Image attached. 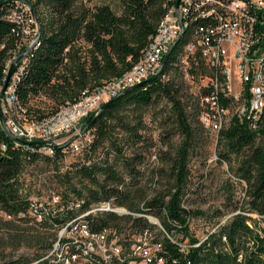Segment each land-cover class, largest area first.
Masks as SVG:
<instances>
[{
  "label": "trees",
  "instance_id": "16d2710c",
  "mask_svg": "<svg viewBox=\"0 0 264 264\" xmlns=\"http://www.w3.org/2000/svg\"><path fill=\"white\" fill-rule=\"evenodd\" d=\"M84 1L91 0H36L30 4L38 30L35 42L19 57L22 69L13 84L11 98L14 102L26 108L32 97L43 94L67 107L88 96L93 90H102L109 83L121 79L138 62L149 37L156 34L159 23L169 9L164 6L166 0H119L121 9L120 13H116L104 4L85 7L82 4ZM42 2L51 11L49 18L39 7ZM13 3V0H6L0 7V90L9 68L8 55L21 49L24 37V20L9 15L11 11L19 10V6H13ZM79 42L88 47L85 55L77 46ZM186 42V39L180 38L159 73L140 81V85L115 98L104 109L100 106L98 113L85 121V133L89 134V129L94 130L96 142L107 134L111 120L115 119L121 109L127 106H149L155 104L163 94L170 95L171 85L162 79L175 70L174 74L183 80V67L178 63V55ZM186 86L188 106L198 120L194 96H191L190 86ZM61 107L56 106L52 114ZM242 115H234L229 126L221 131L218 143L222 147L217 159L223 161L230 154H240L247 149L235 173L247 183L248 200L245 207L240 206L235 214L209 232L204 239L188 237L186 248L181 249L178 242L182 243V240L172 241L169 238L174 235V230L186 228L188 212L182 203L186 184L184 162L190 142H184L180 149L179 165L175 166V186L167 193L150 196L152 177L145 181L143 172L138 168L128 167V175L125 177L112 164L104 161L86 163L79 167L77 173L93 184L94 188L84 186L82 191L77 190L73 184L70 186L81 203L71 205L67 222L95 202L104 200L128 212L125 215L106 212L86 217L83 224L90 230H99L104 226L119 229L127 225L126 228L134 233L141 232V228H148L152 232L151 229L157 226L147 216L158 218L161 229H158L157 236L161 240L156 241L163 246L160 253L163 259L156 256L153 264H160L158 261L161 264H264V144L256 142L258 136L264 138V110L259 114L257 129L239 123L238 118H242ZM43 118L39 116L40 120ZM198 123L200 125L196 126L184 125V122L182 124L185 129L189 128L187 135H195L200 142L204 130L200 118ZM11 134L12 130L5 124L0 108V209L9 216L22 214L35 220L31 212L42 213L47 215L44 221L60 226L63 221L60 216L54 212L45 213V209L33 208L30 197L20 192L19 177L25 164L40 159L48 161L50 158L43 153L40 141H17ZM54 156H62L60 147L55 148ZM251 214L258 216L259 220ZM52 246L53 243L47 248L51 250ZM41 263L49 264L46 260ZM4 264L17 263L10 261ZM75 264L95 262L79 258Z\"/></svg>",
  "mask_w": 264,
  "mask_h": 264
},
{
  "label": "rangeland",
  "instance_id": "374dc122",
  "mask_svg": "<svg viewBox=\"0 0 264 264\" xmlns=\"http://www.w3.org/2000/svg\"><path fill=\"white\" fill-rule=\"evenodd\" d=\"M13 1V6L17 5L28 12V17L22 18L25 28L23 46L21 45L23 51L36 39L38 29L30 5L36 0ZM172 2L173 0H166L164 6L168 9L174 4ZM82 4L88 8L109 5L116 13H120L121 9L119 0H91ZM39 5L49 18L50 9L43 2ZM77 46L82 54L88 52V47L83 42H79ZM17 55V51L8 55L7 67ZM174 71H170L162 79L164 83L171 85L170 95L163 94L155 104L149 106L139 108L127 106L121 109L115 119L111 120L107 134L94 141L90 151L79 154L68 153L58 158L49 157L48 161L40 159L25 164L19 177L21 194L26 197H46L53 190L60 193L63 199L77 198L71 190L72 184L77 190L82 191L85 189L84 186L94 188L93 184L80 177L77 173L78 168L87 165V162L97 164L103 161L112 164L122 176L128 175V167L138 168L143 172L145 181L151 176L150 196L160 192L167 193L175 186L177 173L175 166L179 165L180 149L184 142H190L184 162L186 184L182 203L183 208L188 212L186 228L174 230V235L170 238L174 241L182 240V244H187L188 237L202 240L209 232L235 214L240 206L245 207L248 200V186L236 176L235 170L246 155L247 149L240 154H230L228 159L219 161L217 156L222 147L220 142L214 143L204 130L200 142L195 135H187L189 128L185 129L182 123L190 126L200 125L199 118L197 120L196 114L188 106L186 82L178 74H174ZM13 84L10 91L11 102H14L11 98ZM107 87L108 85L104 88ZM86 97L88 96L83 99ZM11 102L6 99L5 93L0 104L3 120L10 128L11 124L7 121L12 118L17 120L24 114L29 121L38 120L39 116L42 118L50 116L56 106H62L39 94L27 103L25 114ZM243 103V101H233L229 104L230 111L222 118V130L229 126L234 115L242 114ZM69 109L70 105L60 108V110ZM263 110L264 104L259 114ZM98 111L99 108L94 115ZM81 130L82 138H89V134L85 133L87 128L82 127ZM75 132L76 130L63 132L55 140L69 141L75 136ZM92 132L95 139L96 133L94 130ZM256 142L263 145L264 138L258 136ZM153 156L155 157L152 161ZM127 212L126 210V214ZM251 216L259 220L255 214ZM147 218L152 223L156 222L157 227L151 229L153 240H161L157 236L158 229H161L160 221L153 215ZM49 222H37L31 216L22 214L16 217L9 216L0 209V264L10 261H15L17 264H42L45 255L51 251L47 248L48 245L53 243L52 248H54L57 240L59 238L61 240L66 233L61 226L56 227ZM126 227L127 225H124L123 228H119L123 237L125 233L132 231Z\"/></svg>",
  "mask_w": 264,
  "mask_h": 264
},
{
  "label": "built area",
  "instance_id": "2783aa9c",
  "mask_svg": "<svg viewBox=\"0 0 264 264\" xmlns=\"http://www.w3.org/2000/svg\"><path fill=\"white\" fill-rule=\"evenodd\" d=\"M200 12L211 13V22L200 23V28L195 30L194 40L185 48L182 75L183 81L191 88L197 112L201 113V127L214 143L218 142L226 102L215 99V83H222L223 88H228V91L234 93L235 98L244 102V113L242 118H238L239 123L257 129L260 106L264 104V84L258 75V68L264 57V0H184L179 4L178 11L172 12L167 30L153 43L151 51H142L140 57H147L146 66L131 70V77H125L120 83L103 90H93L85 99L72 103L69 110H58L41 120L29 121L24 114L17 120L13 118L8 120L13 135L28 143L47 141L48 143L41 146L43 153L48 157H54L55 148L58 147L62 155L90 151L94 143L93 132L89 129V138H82L81 130L82 127L87 128L85 126L87 118L93 116L100 108V103L108 101L120 88L156 74L157 65L161 64L168 43L181 29L179 22L183 26L184 19H189ZM9 15L26 19L28 12L19 7V10H13ZM27 48L23 51L22 48L17 50L18 54L26 52ZM20 61L18 59L17 70L5 92L9 102L11 85L22 69ZM215 63H222V72H215ZM11 103L26 114L25 108L19 102ZM70 130H76L71 140L66 142L55 140L61 133ZM76 203L81 201L76 198L63 199L60 193L53 190L46 197H30L32 206L44 208L45 213L54 212L63 220L60 226L66 233L57 242H63V246L72 248L74 260L75 255L93 259L95 264H121V258L125 255H137L138 258L159 256V259H163L160 254L163 246L153 244L154 236H148V228H141V233L134 231L125 233L124 237H116V240L108 239L109 226L99 230H83L82 220L76 228H67L71 205ZM94 204H105L106 212L126 214L125 208L115 206L112 202L100 200ZM97 214L92 209L89 217ZM37 222H44V219ZM91 235L100 236V245H89ZM178 245L181 249L186 248L181 242ZM43 259L49 264H61L62 259H56V244Z\"/></svg>",
  "mask_w": 264,
  "mask_h": 264
},
{
  "label": "bare ground",
  "instance_id": "6f19581e",
  "mask_svg": "<svg viewBox=\"0 0 264 264\" xmlns=\"http://www.w3.org/2000/svg\"><path fill=\"white\" fill-rule=\"evenodd\" d=\"M183 1L184 0H180L179 4H182ZM172 12H176L175 5H172L169 7L167 14L165 15V17L161 20V22L158 25L156 34L149 37L148 44L143 51H151L153 43H155V41L157 39H160L162 37L163 32L166 31L168 28V20L172 18ZM210 22H211V13H207V12H200L199 14H195L193 17H189V19H184L182 29H179L178 32L173 35V39L171 40V42L168 43V46H167V51H168L170 46L174 43V41L176 40V38L178 37V35L182 31L180 38L186 39L187 42L182 46L181 51L178 55L179 65H182V67L184 66L185 48L190 46L191 40H194L195 30L200 28V23H210ZM180 38H179L178 42L180 41ZM175 45H174V47H175ZM174 47L172 48V50L174 49ZM146 65H147V57H140L138 62H136L133 65L131 70H135L139 66H146ZM161 67H162L161 64L157 65L156 73H159ZM131 70L129 72H127L121 79H119L115 82L109 83L108 87L115 85V83H120V80H124L125 77H131ZM215 72H222V63H215ZM258 75L260 77L261 82H263V84H264V77H263L264 76V57H263V63H260V66L258 68ZM147 78H149V77L142 78V80H140V81H143ZM140 81H137L135 83L136 84L140 83ZM135 83H134V85H135ZM129 86L131 87V85H128V86H125L124 88H120L119 91L126 89ZM118 92L115 93V95L118 94ZM215 99L217 101L226 102L225 113H223V116H225L229 113V111H230L229 104L231 102H233V101L238 102L239 101V98H235L234 93H232L231 91H228V88L222 87V83H215ZM243 105H244V103H243ZM260 108H262V105L260 106ZM243 113H244V110H243L242 114ZM242 114H239V116ZM198 115H199V118L201 120V113L198 112ZM253 128H255V127H253ZM14 137H16V136H14ZM35 207L41 208L39 206H33V208H35ZM41 209H44V208H41ZM92 209H93V212L98 213L97 215L102 214V213H106V205L105 204H92L86 211L79 213V215H77L74 218H72L71 220H69L67 222V228H76V225H78V223H81L82 220L84 221V219L86 217H89V213H92ZM31 214L35 215V218L37 220L43 219L44 216H47V215H42V213L35 214L34 211H32ZM97 215H94L93 217H95ZM155 223L156 222H154V224ZM83 230H90V229L87 227L86 224H83ZM139 233H141V232H139ZM107 236H108L109 240H116V237H123L122 233L119 229L112 228V227L107 228ZM148 236H152V233L150 231H148ZM153 244H159V246L161 245L160 242L155 241V240H153ZM89 245H91V246L100 245V236L99 235H91V237H89ZM79 258H85L88 261L95 262V260L90 259L88 257H84L83 255H75V260H74V257L72 255V248L70 246H63V242H56V259H62L61 264H75ZM133 258H134V260H133ZM155 259H156V256H152L151 258H138L137 255H125L124 258H121V264L123 262H134V264H153L155 262ZM158 263L161 264V261H158Z\"/></svg>",
  "mask_w": 264,
  "mask_h": 264
},
{
  "label": "water",
  "instance_id": "95a60500",
  "mask_svg": "<svg viewBox=\"0 0 264 264\" xmlns=\"http://www.w3.org/2000/svg\"><path fill=\"white\" fill-rule=\"evenodd\" d=\"M4 1H6V0H2V1L0 2V7H1V5L4 3ZM179 2H180V0H176V1H175V9H176V11H178V5H179ZM179 26H180V28L182 29L181 22H179ZM181 33H182V31L180 32V34L178 35V37L176 38V40L174 41V43L170 46L169 50L165 53V55H164V57H163V60H162V62H161V66H163V64L166 62V60H167V58H168V55H169L170 51L172 50V48L174 47V45L178 42V40H179V38H180V36H181ZM27 50H28V49H27ZM26 52H27V51H26ZM26 52H23V53H26ZM23 53L18 54V56H16V58H14V59L12 60L10 66H9V68H8V70H7V73H6V78H5L4 85H3V87H2L1 90H0V99L2 98V96L4 95V93L6 92L8 86H9V83H10V81H11V79H12V76H13L14 72L17 70V67H18V62H17V61H18L19 57H20ZM140 84H141V83H137V84H135V85H133V86H131V87H129V88H127V89H125V90L119 92L117 95L111 97L108 101H106L105 103H103V104L101 105V109H104L105 107H107V106L110 104V102H111L112 100H114L115 98L119 97L120 95L126 93L127 91L131 90L133 87L138 86V85H140ZM12 137H13L15 140L23 141V140H21V139H18L17 137H14V136H12ZM29 143H31V142H29ZM40 143H41V144H46V143H48V142H47V141H40Z\"/></svg>",
  "mask_w": 264,
  "mask_h": 264
}]
</instances>
